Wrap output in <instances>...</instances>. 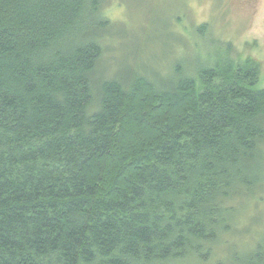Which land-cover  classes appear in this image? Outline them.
Returning <instances> with one entry per match:
<instances>
[{"label": "trees", "instance_id": "obj_1", "mask_svg": "<svg viewBox=\"0 0 264 264\" xmlns=\"http://www.w3.org/2000/svg\"><path fill=\"white\" fill-rule=\"evenodd\" d=\"M103 4L0 0V264L213 262L235 204L264 203L257 71L102 75Z\"/></svg>", "mask_w": 264, "mask_h": 264}, {"label": "rangeland", "instance_id": "obj_2", "mask_svg": "<svg viewBox=\"0 0 264 264\" xmlns=\"http://www.w3.org/2000/svg\"><path fill=\"white\" fill-rule=\"evenodd\" d=\"M102 2L103 16L110 21L102 32L109 51L100 66L102 75L113 77L136 69L167 75L175 66L192 71L200 60L210 66L225 59L235 66L254 68L258 87L264 88V0ZM262 201L245 199L235 204L234 212L241 216L235 220L239 229L223 235V240L232 244L223 251L218 246L214 250L216 258L208 264H224L232 247L234 259L243 256L245 253L235 248L238 245L247 249L255 244L254 249H264ZM249 202L252 207L247 209L244 204ZM244 233L250 237L244 239L245 243L238 242L234 235Z\"/></svg>", "mask_w": 264, "mask_h": 264}]
</instances>
